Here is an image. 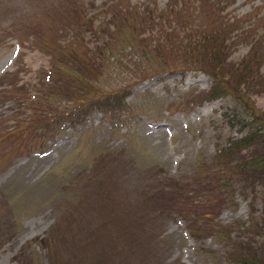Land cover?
Instances as JSON below:
<instances>
[{
	"label": "rangeland",
	"instance_id": "obj_1",
	"mask_svg": "<svg viewBox=\"0 0 264 264\" xmlns=\"http://www.w3.org/2000/svg\"><path fill=\"white\" fill-rule=\"evenodd\" d=\"M240 95L264 112V0H0V264L263 254L264 139L215 159Z\"/></svg>",
	"mask_w": 264,
	"mask_h": 264
},
{
	"label": "trees",
	"instance_id": "obj_2",
	"mask_svg": "<svg viewBox=\"0 0 264 264\" xmlns=\"http://www.w3.org/2000/svg\"><path fill=\"white\" fill-rule=\"evenodd\" d=\"M208 33L211 34L210 36L214 35V32L211 30H208ZM221 84L225 89H230L228 82L223 81L220 79ZM238 85V83H237ZM233 86V85H231ZM224 88L220 87L218 88L217 92L224 91ZM237 86L234 85L233 89ZM235 90V89H234ZM231 91L232 94H235V91ZM216 93V90L213 91L212 96ZM238 108L243 110V114L247 113L248 116H244V119L238 120L240 123L244 125V128H247L245 135L241 136L240 138H229L227 139V144L225 148H219L216 150V161H218L216 164H222L226 166L225 162H222V159H225V157L230 156L232 153H238L241 149L247 148V146H250L252 144H256L258 142L259 144L262 142V139H264V112L257 109L255 106H253L252 103L246 98H244L242 95L236 96L234 98ZM91 107H98L101 111H105L107 113V110H122L121 105H119V100L117 101H108L107 98H95L90 101L89 105H84L78 107L75 111L72 112L70 110L68 114L70 115V120L73 121L74 119L77 122H80L84 119V117L87 115L88 111L91 109ZM236 111V109H234ZM233 113V119H236L234 117ZM261 144H264L261 143ZM39 149V147L37 148ZM214 156V157H215ZM213 157V158H214ZM262 160H259L261 158ZM226 160V159H225ZM231 162L230 160L228 161ZM235 164V162H232ZM245 163V162H244ZM244 170L247 172H255V169H263L264 170V155L258 156V154H254L251 156V158L247 161L246 164L240 163ZM227 165H232L231 163ZM229 264H264V253H254V252H234L232 255L228 258Z\"/></svg>",
	"mask_w": 264,
	"mask_h": 264
}]
</instances>
